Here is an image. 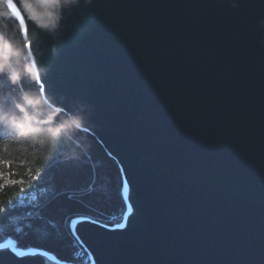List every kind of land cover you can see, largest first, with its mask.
I'll list each match as a JSON object with an SVG mask.
<instances>
[{"label": "water", "instance_id": "obj_1", "mask_svg": "<svg viewBox=\"0 0 264 264\" xmlns=\"http://www.w3.org/2000/svg\"><path fill=\"white\" fill-rule=\"evenodd\" d=\"M60 15L25 37L43 96L116 159L136 212L127 232L77 220L90 258L264 264V0H79Z\"/></svg>", "mask_w": 264, "mask_h": 264}, {"label": "trees", "instance_id": "obj_2", "mask_svg": "<svg viewBox=\"0 0 264 264\" xmlns=\"http://www.w3.org/2000/svg\"><path fill=\"white\" fill-rule=\"evenodd\" d=\"M0 10L7 14L8 22L14 25L23 45L25 37H21L19 32L21 25L17 22L15 12L7 6V0H0ZM28 53L29 50L25 48L19 56H11L10 68L0 70V89L12 101L19 102L24 95L39 99V104L26 109L30 117L28 126L46 131L41 122L52 116L56 108L45 100L32 56L29 57ZM25 64L34 71H23ZM9 70H20V78L16 83L11 82ZM62 122L69 123L70 127L62 130L58 137L45 140L39 150L30 147L31 140L25 141L22 137L0 141V145H8L3 153L4 158L14 161L11 179L26 177L28 168H32L33 172L38 167L44 169L38 179V186L29 189L31 181H26L25 194L17 196L18 188L8 185L5 204L9 197L16 203L9 207L8 215L0 221V235L7 239L11 234V239H0V244L14 241L16 245L13 246L18 251L44 250L65 262L89 264V253L74 235L73 223L79 218H90L108 226L120 225L128 210L126 187L118 162L98 139L89 131L72 124L68 114L62 117ZM49 200L56 203L52 214L42 221L39 235L34 234L28 226L40 218L41 208ZM50 234L55 239H49Z\"/></svg>", "mask_w": 264, "mask_h": 264}, {"label": "snow or ice", "instance_id": "obj_3", "mask_svg": "<svg viewBox=\"0 0 264 264\" xmlns=\"http://www.w3.org/2000/svg\"><path fill=\"white\" fill-rule=\"evenodd\" d=\"M18 3L19 0H7V6L10 7L15 12V15L17 17V22L22 27L23 36L27 37L29 34V25L33 23V20L29 18L26 19V13L23 11L22 7H18ZM24 46L26 49L31 50L32 41L25 39ZM33 84H35V81H33ZM23 87L24 85L23 83H21V88ZM37 90L38 91L40 90L38 86H37ZM44 91L47 94L46 88L44 89ZM59 103H61V107L55 110V113H53L52 115L53 118L50 121L44 120L41 122L46 129L55 128V127H50L49 126L50 124H56L58 126H63L64 128L70 127L69 123L62 122V117L70 113L72 109L65 103L62 102ZM0 109L2 110L10 109L11 111L15 112L18 116L22 115V113H20L19 109L16 107L14 101H12L11 98H7L3 95L2 89H0ZM71 123L76 124V121L73 120L71 121ZM76 126L79 127V124H76ZM59 134L56 137H58ZM5 138L18 140L20 137L16 136L15 131H10L3 122H0V141L4 140ZM24 139L25 141L28 140L27 137H24ZM44 143L45 140L42 137H40L35 142L31 141V144L29 146L39 150V146L43 145ZM7 148H8L7 144L0 145V221H2L8 215L9 207H11L16 203L13 198L9 197V199L7 200V204H5L4 197L7 192L8 185L16 186L18 188L16 195L19 196L21 193L23 194L27 193V191L25 190L26 181H31V183L28 184L29 189L36 187L38 186V179L44 173V169L40 167H38L35 170V172H33L32 168H28L26 177H21L19 179H11L10 177L14 174L13 173L14 161L4 158L3 153L7 150ZM5 169H7V172H5ZM54 204H56L54 200H49L47 203H45L41 208L40 218L36 219L34 222L30 224V226H28V228L31 229L34 232V234L39 235L40 225L42 221L45 220L47 215L52 214V209ZM48 238L55 239V237L51 234L48 236ZM0 239H4V240L11 239V234H9L7 239H5L3 235H0ZM0 253H7L11 256L12 259L18 258L16 257L12 249L4 247L2 245H0Z\"/></svg>", "mask_w": 264, "mask_h": 264}, {"label": "clouds", "instance_id": "obj_4", "mask_svg": "<svg viewBox=\"0 0 264 264\" xmlns=\"http://www.w3.org/2000/svg\"><path fill=\"white\" fill-rule=\"evenodd\" d=\"M39 3H47L53 6V10L49 11L47 15L50 17L48 20H42L35 14H30L29 19L36 22L39 27L47 28L49 31H54L58 28L59 21L61 19L60 12L63 8H70L71 6L79 5V0H38ZM93 0H84V5H90ZM231 7L235 8L238 6V0H229ZM24 8L30 11V6L25 4ZM264 25V19L260 21ZM21 37H23L22 27L19 29ZM25 40L23 45L21 39L16 35V29L14 25L10 24L7 19V14L0 10V57H2L3 63L0 64V70H8L10 68V58L13 55L19 56L21 52L25 50ZM29 57L31 53L27 54ZM23 71L32 73L34 69L25 64ZM9 78L12 83H16L20 78V70H9ZM16 107L19 109L21 116H18L15 112L9 110L0 109V122H3L10 131H15L18 137H27L29 140L35 142L38 138L42 137L44 140L49 138H55L65 128L63 126H57L55 128L41 131L39 128H31L28 126L30 120L28 106L33 104H39V99L30 98L27 95L21 97L19 102L14 101ZM53 117L50 116L47 120H51Z\"/></svg>", "mask_w": 264, "mask_h": 264}, {"label": "bare ground", "instance_id": "obj_5", "mask_svg": "<svg viewBox=\"0 0 264 264\" xmlns=\"http://www.w3.org/2000/svg\"><path fill=\"white\" fill-rule=\"evenodd\" d=\"M26 19H28V18L26 17ZM33 43H34V40L32 39V44ZM34 63L36 64L38 72L40 74V67L37 65L38 63H37L36 59H34ZM135 211H137V209ZM135 214H136V212H134V208L132 206H130L129 212H128L125 220L120 225L114 226V227L101 225V228L103 230H105L106 232H113V233H116L117 231L127 232L132 227V223L130 222V217L132 215L134 216ZM140 220L145 222L146 216H144V214H141ZM75 232L77 233L78 236H80L79 233L77 232V230ZM4 247L12 249V251L15 253L16 257H18V258L12 259L9 254L0 253V263H2L3 261L4 262L9 261V264H75V263H67V262L61 261L58 258L54 257L53 255H50L49 253H47L45 251H41L39 253V254H41L40 255L41 258H39L41 260V262L38 263L35 261L34 257L31 255V253L28 251L20 252L13 245L4 246ZM117 254L122 255V253H117ZM121 255H118L119 258L114 259L113 264H122L121 262H119ZM90 264H101V262L98 258H96L94 255H92V261ZM176 264H180V263H176Z\"/></svg>", "mask_w": 264, "mask_h": 264}, {"label": "rangeland", "instance_id": "obj_6", "mask_svg": "<svg viewBox=\"0 0 264 264\" xmlns=\"http://www.w3.org/2000/svg\"><path fill=\"white\" fill-rule=\"evenodd\" d=\"M126 193V192H125ZM80 219H82V218H79V219H77V220H80ZM125 219V218H124ZM76 220V221H77ZM75 221V222H76ZM124 221V220H123ZM75 222L73 223V226H74V224H75ZM0 245H2V246H10V245H14L15 246V242L14 241H10V242H7V243H1ZM28 252H30L31 253V255L32 256H35V255H38L41 251H44V250H37V249H32V250H27ZM20 252H22V251H20ZM46 252V251H45ZM48 253V252H47ZM50 254V253H49ZM50 255H52V254H50ZM90 256V255H89ZM91 261H92V259L90 258V263H91ZM89 263V264H90Z\"/></svg>", "mask_w": 264, "mask_h": 264}]
</instances>
